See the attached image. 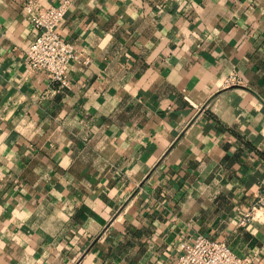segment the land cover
Listing matches in <instances>:
<instances>
[{
	"label": "crops",
	"instance_id": "0c3cea01",
	"mask_svg": "<svg viewBox=\"0 0 264 264\" xmlns=\"http://www.w3.org/2000/svg\"><path fill=\"white\" fill-rule=\"evenodd\" d=\"M28 1L0 0V264H177L200 234L264 264V0H35L66 4V87L25 60Z\"/></svg>",
	"mask_w": 264,
	"mask_h": 264
},
{
	"label": "built area",
	"instance_id": "2783aa9c",
	"mask_svg": "<svg viewBox=\"0 0 264 264\" xmlns=\"http://www.w3.org/2000/svg\"><path fill=\"white\" fill-rule=\"evenodd\" d=\"M25 10L37 31L35 40L26 51L27 64L34 71L47 73L52 82L62 87L68 86L70 64L81 55L76 46L57 29L64 17L66 4L47 7L29 0ZM228 81L234 83V79ZM256 208H264V196L245 214L241 225L254 216ZM258 260L257 254L239 255L226 242L200 234L193 242L183 245L177 264H256Z\"/></svg>",
	"mask_w": 264,
	"mask_h": 264
}]
</instances>
